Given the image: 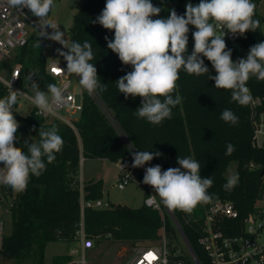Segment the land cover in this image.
<instances>
[{"label": "trees", "instance_id": "1", "mask_svg": "<svg viewBox=\"0 0 264 264\" xmlns=\"http://www.w3.org/2000/svg\"><path fill=\"white\" fill-rule=\"evenodd\" d=\"M196 5L200 0H152L160 7L159 16L167 18L170 10L178 15L186 11V4ZM257 6V2H254ZM106 0H85L73 17L70 28L71 43L81 45L88 41L92 45L93 59L89 61L97 68L101 83L107 90L89 95L82 94L83 111L75 122L76 130L57 119H44L35 111L23 116L14 111L20 127L17 132L16 147L27 151V143L39 141V129L55 126L64 143L56 159L46 163V170L39 176H31L27 189L22 193L8 186L3 190L10 199L12 208V233L6 236L0 257L9 264H47L46 248L54 242H74L81 223V199L100 200L103 197L102 180H81L82 163L88 159L107 160L113 164L119 161L132 163V153L141 151L159 152L160 155L145 164L144 168L160 165L163 170L179 167L177 157H191L201 166V176L213 180L208 190L213 200L231 202L239 213L238 223H242L257 209L264 208V147L254 144L255 125L264 119V81L254 77L247 82L254 99L260 104L253 109L251 104L240 106L231 100V90L214 87V81L207 75H189L181 70L177 81L176 95L182 102L172 109L170 119L159 125L150 124L134 113L140 106V97H128L118 92L116 81L132 71L131 65H124L117 54L107 47L114 38V31L104 29L96 18L105 7ZM255 19L261 27L256 32L248 31L244 36L225 38L227 49L232 51L233 61L246 58L251 46L264 42L262 25L264 16L255 9ZM188 54L194 46L189 26ZM34 52L31 42L19 52V62L24 56ZM32 72L28 76L41 89L56 80L46 70L45 58L40 54L32 60ZM209 74L215 75L211 62L204 58ZM31 77V79H30ZM5 89L0 84V98ZM225 109L231 110L239 121L236 125L221 119ZM35 129V131H33ZM234 145V152L226 155L227 145ZM237 164L238 185L231 192L225 191L227 171L231 164ZM146 188H150L148 185ZM147 197V191L145 193ZM212 200V201H213ZM107 209L84 211V228L95 245L121 243L130 249L137 244H153L161 240L163 224L171 244L172 253L180 249L181 235L171 217L162 215L143 204L139 208L114 206ZM198 205L191 214L171 210L201 264H210L198 244L205 208ZM195 210H198L195 213ZM229 224V223H226ZM177 258V257H176ZM186 264H193L184 258ZM70 261L67 255L54 256L52 264Z\"/></svg>", "mask_w": 264, "mask_h": 264}, {"label": "clouds", "instance_id": "2", "mask_svg": "<svg viewBox=\"0 0 264 264\" xmlns=\"http://www.w3.org/2000/svg\"><path fill=\"white\" fill-rule=\"evenodd\" d=\"M22 14L26 8L41 24V37L50 39L68 51L57 50L66 61V70L59 72L75 74L79 84L91 96L107 90L101 83L97 68L90 63L93 59L92 45L85 41L82 45H70L58 25L47 19L54 0H8ZM183 15L172 9L167 18L159 16L161 8L152 0H106L105 7L95 23L104 29L114 31V38L107 41V47L117 54L124 65H131L132 71L117 81L118 92L128 97H140V106L135 115L150 124L159 125L170 119L172 109L182 102V97L173 93L177 88L181 70L189 75H207L214 81V87L231 90V100L240 106L249 105L253 97L247 82L251 78L264 81V42L250 47L246 58L232 59L231 49H227L225 36H244L248 31L256 32L261 27L255 19L256 4L253 0H200L196 5L187 3ZM194 46L188 54L189 26ZM52 31L48 32V28ZM204 58L211 62L215 75L209 74ZM17 77L13 76L12 80ZM31 79V77H30ZM12 80L4 81L9 92L0 98V185L8 186L17 193L27 189L31 176L39 177L51 164L56 154L61 152L63 139L55 126L39 129V141L27 143V151L16 147L19 122L15 118L14 106L26 94L12 89ZM34 95L28 97L33 105L45 114H56L67 104V84L50 83L47 91H41L38 84H31ZM221 119L236 125L239 121L231 110L225 109ZM35 131V129H33ZM234 145L228 144L226 155L234 152ZM157 151H137L132 153V167L143 168L146 163L159 156ZM179 167L163 170L160 165L145 169L142 183L154 189L155 196L170 210L191 214L200 204H209L213 195L208 190L213 185L210 177L201 176L200 164L191 157H177ZM239 175H229L223 185L231 192L238 185ZM149 196V202L155 200Z\"/></svg>", "mask_w": 264, "mask_h": 264}, {"label": "built area", "instance_id": "3", "mask_svg": "<svg viewBox=\"0 0 264 264\" xmlns=\"http://www.w3.org/2000/svg\"><path fill=\"white\" fill-rule=\"evenodd\" d=\"M253 2L264 3V0H253ZM23 11L25 13L22 14L17 8L11 6L8 0H0V69H8L9 71L8 77L0 75V84L5 89V96L8 94L9 89L4 81H11L13 76L17 78L12 80V89L24 92L20 88L24 74L21 62L18 60L19 52L31 42L36 32L41 33V24L43 22L34 17L28 9L25 8ZM47 30L48 32L52 31L50 27ZM235 37L231 33H227L225 36V38ZM64 51L66 50L64 49ZM59 67L66 70V61L62 56L61 61L50 62L46 70L56 80L57 85H68L65 93L68 100L65 106L59 108L56 114L42 113L31 103L28 98L31 95L24 92L26 95L18 99V103L13 110L19 113L22 99H24L31 104L33 111L38 116L44 119H57L76 130L75 122L80 117L76 118L75 114L80 116L83 111L82 98L78 101L77 93L71 90L72 83L67 73L53 71V69L59 70ZM250 104L255 109L260 104V100L253 98ZM254 144L258 147H264V119L255 125ZM83 161L84 159L81 158V163ZM115 165L120 175L119 180L116 182L119 190L125 189L131 182L146 186L142 183L145 174L144 167L133 168L132 163L122 161ZM2 166L0 164V167ZM3 186L0 185V253L6 237L3 218L12 212L14 201L12 196L10 199L7 198ZM145 189L147 191V197L144 200L145 206L158 211L162 215L164 223L165 213L170 216L169 209L160 202L158 196H155L154 189L151 186ZM149 196H155V200L151 203L149 202ZM109 207L110 203L103 204L101 199L85 201L82 197L81 223L76 235L77 245L68 254L70 261L63 264H92L90 261L92 253L90 254L89 252L96 245L86 235L84 211L86 208L107 209ZM238 220L239 213L231 202L213 200L205 208L198 244L206 254L210 264H264V208L257 209L242 223H238ZM181 244L182 247L179 245L180 249L176 253H172L170 240L163 224L161 240L153 244L135 245L132 247L130 256L124 264H186L185 257H188L193 264H201L196 255L197 261L195 260L182 236ZM149 252L154 254L155 259H145Z\"/></svg>", "mask_w": 264, "mask_h": 264}, {"label": "rangeland", "instance_id": "4", "mask_svg": "<svg viewBox=\"0 0 264 264\" xmlns=\"http://www.w3.org/2000/svg\"><path fill=\"white\" fill-rule=\"evenodd\" d=\"M84 1L85 0H54L53 7L47 17L48 20L58 25L60 30L64 32L65 39L68 41L69 45L71 44L70 28L72 26L73 17L80 9ZM256 10L260 15L264 16V3H257ZM262 31L264 34V24L262 25ZM56 46L59 47H57L59 50L64 51L62 45L54 41L52 42L49 39L42 38L41 33L36 32L32 38V47L34 52L28 56H24V58L20 57V59H24L21 62L24 74V78L20 84L22 91L30 94L31 96L34 95V90L31 86L32 81L28 79V76L32 72L33 59L38 58L41 54L45 58L47 66L50 64V62L61 61V56H59ZM65 50L68 51L67 49ZM14 62L20 64L17 61ZM8 73V69H0V75L2 77H8ZM68 77L72 83L71 90L77 93V99L80 101L83 92L86 90L81 88L79 84V77H77L75 74H68ZM38 87L41 91H47V88L41 89L39 84ZM21 103L22 106L19 109V113L23 116L30 115L33 112L31 104L24 99H22ZM75 117L78 118L80 116L79 114H75ZM236 170L237 164H231L226 174L227 177H229L231 174H236ZM82 174V181L91 178L103 181V197L101 198L103 204H106L110 201L114 206L121 205L130 208H139L144 204L146 187H144L142 184L131 182L125 189L119 190L116 186V182L119 180L120 175L116 165L110 161L100 159H88L83 161ZM197 212L198 210H195V213ZM3 220L5 222V235L9 236L12 233V214L10 213L4 216ZM76 245V241L50 243L46 248L45 257L47 264H52V259L54 256H68L70 251ZM180 245L182 247L181 243ZM89 253H92V257L90 258L92 264H124V262L130 256L131 249L127 245L114 243L108 246L96 245L95 248ZM0 264L9 263L4 258L0 257Z\"/></svg>", "mask_w": 264, "mask_h": 264}, {"label": "water", "instance_id": "5", "mask_svg": "<svg viewBox=\"0 0 264 264\" xmlns=\"http://www.w3.org/2000/svg\"><path fill=\"white\" fill-rule=\"evenodd\" d=\"M169 213H170L171 219L173 220L175 226L177 227V229L179 230L181 236L183 237L184 242L186 243L187 247L190 249L191 253L193 254V257H194L195 260L197 261V258H196V256H195V253H194V251H193L191 245L189 244V242H188L187 238L185 237V235H184V233H183V231H182L180 225H179L178 222L176 221V219H175V217H174V215H173V213H172V211H171L170 209H169Z\"/></svg>", "mask_w": 264, "mask_h": 264}, {"label": "snow or ice", "instance_id": "6", "mask_svg": "<svg viewBox=\"0 0 264 264\" xmlns=\"http://www.w3.org/2000/svg\"><path fill=\"white\" fill-rule=\"evenodd\" d=\"M53 71H55V72H59L58 69H53ZM145 259H155V256H154L153 253L149 252V253H147Z\"/></svg>", "mask_w": 264, "mask_h": 264}, {"label": "crops", "instance_id": "7", "mask_svg": "<svg viewBox=\"0 0 264 264\" xmlns=\"http://www.w3.org/2000/svg\"><path fill=\"white\" fill-rule=\"evenodd\" d=\"M82 174V173H81ZM82 177H83V174H82ZM91 179H94V178H91ZM91 179H88V180H91ZM110 202V201H109Z\"/></svg>", "mask_w": 264, "mask_h": 264}]
</instances>
